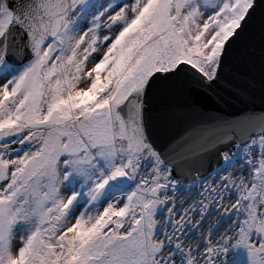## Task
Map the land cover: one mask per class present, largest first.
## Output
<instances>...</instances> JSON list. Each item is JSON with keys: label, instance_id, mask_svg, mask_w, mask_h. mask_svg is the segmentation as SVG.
Listing matches in <instances>:
<instances>
[{"label": "snow or ice", "instance_id": "1", "mask_svg": "<svg viewBox=\"0 0 264 264\" xmlns=\"http://www.w3.org/2000/svg\"><path fill=\"white\" fill-rule=\"evenodd\" d=\"M0 264H264V0H0Z\"/></svg>", "mask_w": 264, "mask_h": 264}]
</instances>
